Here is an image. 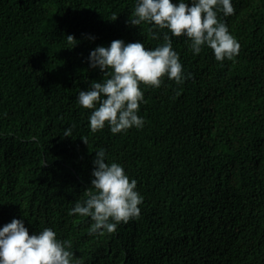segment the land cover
I'll return each mask as SVG.
<instances>
[{
  "label": "trees",
  "instance_id": "1",
  "mask_svg": "<svg viewBox=\"0 0 264 264\" xmlns=\"http://www.w3.org/2000/svg\"><path fill=\"white\" fill-rule=\"evenodd\" d=\"M235 2L236 15L219 17L239 53L217 61L173 36L191 76L141 83L143 127L113 134L107 123L92 132L93 109L77 101L108 78L91 50L116 39L155 48L169 30L128 23L136 0H0V227H51L80 264H264V7ZM100 148L144 199L138 218L90 234V217L69 209L86 198Z\"/></svg>",
  "mask_w": 264,
  "mask_h": 264
},
{
  "label": "clouds",
  "instance_id": "2",
  "mask_svg": "<svg viewBox=\"0 0 264 264\" xmlns=\"http://www.w3.org/2000/svg\"><path fill=\"white\" fill-rule=\"evenodd\" d=\"M254 1L263 9L264 0L263 4L262 0ZM236 3L235 0H136L128 23L140 26L147 22L153 29L169 31L163 33L164 43L155 48L146 47L141 41L116 39L110 45H98L91 50L90 66L99 68L108 77L104 81L92 80L77 96L80 106L93 109L88 118L91 131L104 129L106 123L113 134L132 127L142 128L144 118L138 112L145 99L139 85L158 88L165 75L177 83L191 76L190 73L185 75L180 54L173 47V36L187 37L194 54L201 53L207 46L213 50L217 61L233 59L240 50L235 38L237 33L229 31L219 13L224 17L236 15ZM154 35L158 37L159 33L154 32ZM67 43L74 47L78 41L74 35H67ZM63 136H72L71 126L65 129ZM83 140L87 143L85 138ZM95 153L93 178L90 187L85 189L86 198L77 200L69 209V215L90 217L93 221L90 234L111 233L120 222L140 216L139 205L144 198L137 190V180L128 176L122 164L107 162L103 148ZM74 255L71 242L58 238L51 227L30 234L23 218H13L0 227V264H80L73 260Z\"/></svg>",
  "mask_w": 264,
  "mask_h": 264
}]
</instances>
